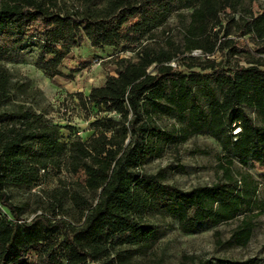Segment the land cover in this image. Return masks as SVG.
I'll return each mask as SVG.
<instances>
[{"label":"trees","instance_id":"trees-1","mask_svg":"<svg viewBox=\"0 0 264 264\" xmlns=\"http://www.w3.org/2000/svg\"><path fill=\"white\" fill-rule=\"evenodd\" d=\"M77 1L67 7L60 0H0V63L33 39L34 66L48 79L62 76L63 62L84 39L93 48L121 45V53H130L113 62L114 75L80 96L84 107L107 113L93 123L100 133L87 141L77 136L61 141L56 125L22 108L0 120V264H111L106 259L116 248L155 238L147 213L173 217L183 233L241 216L227 244L247 246L253 219L264 211V200L258 199L264 188V126L245 111H255L264 122V7L235 21L243 0ZM180 11H189L181 45L169 40L156 49L143 45ZM223 21L236 26L237 39L230 38ZM193 51L200 57L189 56ZM216 53L228 65L216 62ZM175 62L208 73L182 74ZM9 83L0 65V103L9 98ZM195 89L206 98V109ZM111 113L119 119L108 117ZM156 113L186 120L182 142L202 132L218 142L223 161L215 183L183 191L140 170L176 138L153 122ZM64 159L72 173L83 171L96 201L71 196L81 211L79 225L48 216L24 221L23 208L11 202L6 188L31 187ZM235 161L243 172L233 170Z\"/></svg>","mask_w":264,"mask_h":264},{"label":"rangeland","instance_id":"rangeland-1","mask_svg":"<svg viewBox=\"0 0 264 264\" xmlns=\"http://www.w3.org/2000/svg\"><path fill=\"white\" fill-rule=\"evenodd\" d=\"M77 0H60L67 7L77 6ZM264 7V0H243L237 13L232 17L245 16L247 11L258 12ZM189 11L173 13L167 19L166 25L154 32V39L144 38L143 45L159 48L169 40L176 45L182 44L183 28L188 22ZM183 15V18L179 17ZM232 33L231 39L238 38V30L234 24L222 22ZM223 33H220L219 37ZM19 50L9 62L0 63L9 74V98L0 103V120L5 113L17 111L19 108L30 110L45 117L60 131L61 141L77 136L81 141H87L94 133H100L101 127L93 125L107 113L100 112L95 106L84 107L80 96H87L93 87L102 85L107 75H114L113 62L118 58L130 57V53H121V45L111 48H93L84 39L82 45L72 50L63 62L60 72L62 76L48 79L34 66L38 46L34 39ZM189 56L200 57L192 52ZM216 62L224 59L216 53L212 57ZM230 63L233 61L228 58ZM202 64L203 61L201 59ZM173 67L182 74L208 72L200 67L192 70L185 66ZM201 106L206 109L207 101L200 89H195ZM217 95L219 94L216 92ZM254 124L259 126L264 122L256 112L245 109ZM119 119L116 113L108 117ZM153 122L162 130L170 132L176 138L163 145L160 155L147 163L140 170L149 175H156L163 184L173 185L180 190L188 191L195 187L209 186L221 176L219 168L223 152L216 140L207 132L189 136L181 141V136L187 131L186 120L175 115L162 113L152 114ZM99 129V130H98ZM236 129L234 133L238 132ZM235 172L242 171L235 161ZM258 179L256 171L248 169ZM83 171L72 173L69 160L64 159L61 166L41 173L40 181L31 187L6 188L13 204L23 208L22 219L30 222L39 216H48L52 220H63L68 224L79 225L83 219L80 208L76 206L71 196L77 194L90 202L96 201V194L85 187ZM99 193V192H98ZM97 193V194H98ZM258 199L264 200V188L260 186ZM5 213V211L3 210ZM52 214H55L52 217ZM241 216L222 223L216 227L200 226L194 233H183L178 229L176 220L171 216H160L152 213L144 215L145 222L156 231L152 240L137 246H123L112 251L106 261L111 264H225L224 261H235L242 264H264V211L254 221V229L250 241L245 247L227 244L231 233L236 229Z\"/></svg>","mask_w":264,"mask_h":264},{"label":"built area","instance_id":"built-area-1","mask_svg":"<svg viewBox=\"0 0 264 264\" xmlns=\"http://www.w3.org/2000/svg\"><path fill=\"white\" fill-rule=\"evenodd\" d=\"M193 52H195V53H199V54H200V52H199V51H193Z\"/></svg>","mask_w":264,"mask_h":264}]
</instances>
